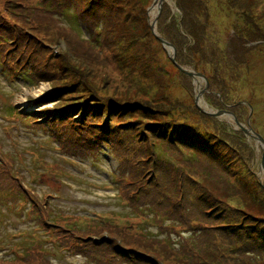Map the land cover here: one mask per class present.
I'll return each mask as SVG.
<instances>
[{
  "label": "rangeland",
  "instance_id": "374dc122",
  "mask_svg": "<svg viewBox=\"0 0 264 264\" xmlns=\"http://www.w3.org/2000/svg\"><path fill=\"white\" fill-rule=\"evenodd\" d=\"M154 2L0 0V264H264L245 228L264 227V0H170L156 31L175 50ZM180 4L198 36L178 35ZM85 100L127 134L73 135L53 112ZM133 147L149 179L171 159L174 208L125 174Z\"/></svg>",
  "mask_w": 264,
  "mask_h": 264
},
{
  "label": "trees",
  "instance_id": "16d2710c",
  "mask_svg": "<svg viewBox=\"0 0 264 264\" xmlns=\"http://www.w3.org/2000/svg\"><path fill=\"white\" fill-rule=\"evenodd\" d=\"M92 6L97 7V0H91L90 8ZM191 6H189L190 9H191ZM96 7H95V9H96ZM179 8L183 14V18L181 21L178 20V23L176 24V31L178 32V35H180L181 32H184V34H186L187 36H192V37L198 36L197 31L191 25L190 20L188 18L187 8H185L182 4L179 5ZM99 9H100V6L98 7L97 11ZM91 38L92 37H90V39ZM55 97H57L56 94H55ZM50 98L52 99L51 96H50ZM107 102L108 101L98 102L97 100L91 101V103L87 100L79 101L78 103H74L71 106H69V105L66 106V108L57 107L56 111L53 113H57V114L61 113L60 116L74 118L75 123L70 125V126L73 129L72 130L73 135H76V136H80V135L85 136L92 129H93L92 131H97L98 133H100L103 136L106 135L107 131L116 130V129H121L120 134H127V131L129 130V128L127 129V131H125V130L122 131V129L126 128L125 124H121V125L117 126V125H114V123L112 122L114 117L119 116V114H125V113L120 112V110L116 109L115 106L107 105ZM118 107L120 108L121 106H118ZM49 121L51 122V125H52L53 124L52 121L51 120H49ZM67 126H65V128H67ZM146 129H147V127H146ZM146 132L153 134L154 133L153 127H149L146 130ZM119 135H117V136H119ZM117 136H113V138H116ZM242 137H243V135H242ZM157 138L159 140H163L162 137H157ZM239 139L242 140L241 137H239ZM166 140L168 141L167 145L169 147L175 146V144H176L175 141H177V137H175L173 135L170 138V140L169 139H166ZM125 143L129 144L132 142L130 141V139L128 137L125 136ZM183 144H185V143H183ZM138 153H139V150H136L135 147L132 148V155H133L132 157H129V155H127V153H126L125 158H124L125 174L126 175H132V176H135L137 178L140 177L141 182H143V181L146 182V185L151 190V193H150L151 197H149V199H150L152 204L154 203V200L157 199L160 206H166V209H169L168 206H171V207L173 206V208H174V205H175L174 199L176 198V196H174L175 194H173L171 191L172 180H169L165 177V176H169V170H167L166 168L172 167L171 159L168 161L165 159H161L164 155L161 156L160 154H158L161 156V157H159L155 153L152 154L154 156H151V157H154V159H157L156 164H158V162H161V161L165 162L164 165H161L162 167H165V170L163 173H160L161 177L158 178V181H157L156 178H150V179L147 178V172H145V169H143V167H147V163L144 164L145 161H143V159L138 160L139 157L136 156ZM133 157H135V158H133ZM128 159H130L131 161ZM195 160H197V159H195ZM129 186H133L135 188V190H137V191L139 190L138 181H136L134 183L133 181L130 180V182L127 183L125 180V187H124L125 198L127 196L132 198V195L134 193H136V191H134L133 189L130 190ZM211 212L212 211H209L206 215L210 216L212 214ZM191 220H193V222H194L195 220H197V218L193 217ZM220 220H221L220 217H217L214 219V221H216V222H219ZM257 224L260 225L261 222L257 223ZM228 227L229 226H227V225H218L217 227L212 228V229L220 228V229L226 230ZM245 228L248 229V231L253 230V231H250L251 235H249V233H247L249 237L255 239L254 242H250V245L253 248V250L259 254L263 253L262 255L264 256V227H262L259 232L257 231L259 228L258 226L255 229L252 228V226H248V227L245 226ZM231 230L233 231L232 232L233 234L239 235L240 237L244 235L241 232V229H239L238 231H234L233 229H231ZM255 237H258V238H255ZM262 238H263V240H262ZM120 240L122 242L121 238H120ZM121 245H123V247H122L123 249L126 248L125 243L123 244V242H122ZM85 247H93V246L86 245ZM130 252H133V250ZM256 256L259 257L260 259H263V257H261L258 254Z\"/></svg>",
  "mask_w": 264,
  "mask_h": 264
},
{
  "label": "water",
  "instance_id": "95a60500",
  "mask_svg": "<svg viewBox=\"0 0 264 264\" xmlns=\"http://www.w3.org/2000/svg\"><path fill=\"white\" fill-rule=\"evenodd\" d=\"M162 4L160 5V8H159V12H158V15L156 16V19H155V21H154V23L151 25V28H152V30H153V32H154V34H155V36L167 47V48H169V49H173V50H175V48H174V46L170 43V42H168L167 40H165L162 36H160L159 34H158V32L156 31V27H157V22H158V19H159V16H160V14H161V12H162ZM175 53H176V51H175ZM173 59V61L175 62V58H172ZM179 69H181L182 71H184L186 74H189L190 76H192V77H196V76H201V77H204L201 73H193V72H189V71H186V70H184L181 66H177ZM203 92H201V94H202ZM201 96V95H200ZM200 96H197V98H196V104H197V107H199V109L202 111V112H205V113H208L209 111H204L200 106H199V103H198V101H199V98H200ZM223 113H226V114H228V112H217L215 115H217V116H219V115H221V114H223ZM213 115H214V113H212ZM235 122H236V126H237V128H239L242 132H244V134H246V135H250L251 136V133H250V131L252 130V129H247L241 122H239L236 118H235ZM258 136V138L262 141V142H264V139L261 137V136H259V135H257ZM262 161H263V168H264V152H263V157H262ZM263 187H264V182H263Z\"/></svg>",
  "mask_w": 264,
  "mask_h": 264
},
{
  "label": "bare ground",
  "instance_id": "6f19581e",
  "mask_svg": "<svg viewBox=\"0 0 264 264\" xmlns=\"http://www.w3.org/2000/svg\"><path fill=\"white\" fill-rule=\"evenodd\" d=\"M169 4V5H171V2H170V0H156V2H154V4L150 7V9H149V15H150V20H151V22H154V19H156V16L158 15V12H159V8H160V5L162 4V7L165 5V4ZM172 6V5H171ZM162 10H163V8H162ZM162 13V12H161ZM161 15V14H160ZM160 17V16H159ZM199 88H201L200 86H199ZM200 106L202 107V108H205L207 111H211V109H209V107L205 104V102L202 100L201 102H200ZM219 117H223V118H226V119H228V120H230V121H232L233 120V117H231L230 115H227V114H221V115H219ZM233 123V122H232ZM120 132H121V129H116V130H111V131H109V134L110 135H112V137L113 136H117V135H119L120 134Z\"/></svg>",
  "mask_w": 264,
  "mask_h": 264
}]
</instances>
